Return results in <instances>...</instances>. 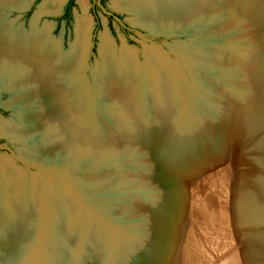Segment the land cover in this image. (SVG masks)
Masks as SVG:
<instances>
[{
    "label": "rangeland",
    "instance_id": "374dc122",
    "mask_svg": "<svg viewBox=\"0 0 264 264\" xmlns=\"http://www.w3.org/2000/svg\"><path fill=\"white\" fill-rule=\"evenodd\" d=\"M42 1L44 0H34L30 8L32 12L22 13L17 22L14 18H18L19 15L9 18L11 12L27 7L13 9L8 18L16 26L25 28L27 32L31 30L33 21L38 31L45 32L48 28L47 36L60 43L62 50L68 53L66 59L72 60V54L77 49L72 47L77 38L75 22L72 20L70 28H64L65 23L55 18L57 24L54 26V19L44 15L56 11L43 13L42 9H39L40 14L37 18L33 19L39 12L38 7ZM57 1L60 2L61 8V0ZM217 1L221 4V0ZM112 2L111 6L114 7ZM226 7L231 12L228 17L224 16L226 12L218 13L216 17L205 14L196 16L190 27L185 29L190 31L186 34L188 41L185 38L165 37L151 41L140 34L126 37L120 33L115 23L116 31H111L113 38L111 39L108 31L100 27L99 50L102 61L97 67L98 48L93 46L86 57L88 47L86 38L85 51L80 52L81 58L78 59L76 70L68 73L69 76L74 74L72 77H75L74 81H79L80 93L76 91L75 108L78 109L83 104L86 107L85 117L81 119L87 121L80 126L87 131L90 130L89 136L103 138L104 143L110 139L109 136L121 137L123 143L107 147L103 143L98 146L87 144L88 146L82 147H55L52 153L48 152L56 143L62 142L58 131L56 137L51 131L57 130L56 126L49 124L42 131L38 130L41 127L35 120L33 123L29 116L30 112V115H33V111L34 115L36 112L40 113L37 111L38 106L26 100L28 99L26 95L16 93L18 91L11 87V75L0 78V105L12 108L4 110L0 106V124L6 130L12 128L20 131L32 130L28 136L20 138L0 128V143L9 145L20 157L32 162L38 161L39 165L48 169L47 176L44 177L40 171L27 170L20 163L12 165L10 153L0 150V221L7 219L12 222L14 219L9 217L21 210L33 212V217L28 223L30 235L27 233V237H24L18 248L20 255L15 257L17 263L85 264L98 258L99 253V258L105 263L119 261L120 264H130L136 257L143 258L147 252L149 255L151 249L157 246L158 239H161L163 244L161 249L167 256L160 254L162 250H159L158 264H264V187L259 188V181L255 183L256 178L253 176L244 181L241 174L228 169L227 162L224 166L225 162L222 163L224 160L221 157L225 151L223 137L228 131V122L231 116L233 117L231 114H235L242 107L250 106L248 108L250 109L257 106L254 103L250 104L253 94L256 95V89L252 87L251 81L257 80L259 77L257 75H262L264 70V59L260 60L264 57V48L255 47L256 41L251 39L257 29L250 24V19L246 20L249 27L234 15L236 11L233 8L236 7V3L226 0ZM81 10L86 11L82 7ZM87 14L80 11L77 19L85 18L90 26L91 20ZM128 14L131 16L124 17L133 24L135 16L132 13ZM222 19L229 24L226 32L219 34V28H216L218 36H208L204 39L200 37L206 29L221 24ZM258 32L264 35V25ZM104 33L112 42L116 58H123L125 54L123 51L126 50L128 51L126 55L130 54L134 58L135 71L136 68L141 69L138 78L140 82L143 79L145 86L141 83L140 90L146 89L147 92L144 90L145 94L141 96L139 108L146 107L139 115L144 112V118L132 117L116 100L106 99L103 86L107 81L108 72L105 68L99 79L95 77V72L104 62L101 47V37ZM122 38L129 47L123 45ZM226 38L228 41L224 43ZM176 40H180L178 41L180 43L173 44ZM159 44H173L170 47L174 53L180 55L181 61L165 53L163 56L160 53L161 49L156 48ZM174 45L189 49L196 60L180 50L176 51ZM148 49L156 52L155 54L152 52L154 56L158 57L156 55L158 54L171 62L173 67L171 72L174 75L171 82L179 86L185 83L183 87L186 94L185 103L176 114L172 113L165 119L169 127H165V130L159 133L153 130L165 121L164 116L160 117L159 110L165 109L168 105L158 107L154 100L149 101L152 100V92L155 91L157 92L154 96L158 100L156 94L159 91L160 75L150 59L153 55ZM226 49L229 50L230 57L224 54ZM145 50L149 62L145 59ZM221 50H224L222 58ZM256 61L260 63L261 70H258V73L254 69V74H251L250 69ZM82 63V69L78 68ZM121 65L119 73L127 72L126 60H121ZM180 72L184 82L179 80ZM68 85L71 86V83ZM257 95L256 100H260ZM23 116H26L28 121H24ZM261 118L264 120V116L261 115ZM124 121H127V124ZM247 124L250 123L247 121L245 127H241L240 124L239 131L249 134L251 128ZM141 129L146 130L145 135ZM147 131L153 133L146 135ZM195 132L196 139L193 136ZM140 133L144 136H139ZM175 147L177 149L182 147L183 153H188L184 157L190 156V150L195 148L194 152L198 158L196 160L202 164L205 171H203L205 174L200 172L198 176H195L196 169L191 171L194 182L188 175V181L183 183L181 188L176 184L175 189H170L176 190L177 194L166 190L167 187L174 185V182L166 186L164 183L168 176V171L164 169L166 163L167 169L169 165L177 170L180 166L171 157ZM207 150L215 153L219 159L221 157L220 162L219 159L216 162L210 158L206 161L204 153L206 154ZM9 170L17 176L15 196L9 192L11 183ZM101 171L105 172L101 176L92 178L87 176L100 174ZM25 172L28 173L27 177ZM216 173L220 176L218 177L219 174ZM21 174L24 182L20 178ZM213 174L216 178L212 177ZM261 179L264 183V175ZM11 194L13 200L9 198ZM1 230L0 251L7 254L5 264L7 262L10 264L11 254L4 249L9 237L4 228ZM143 259L146 260L142 262L143 264L148 260L150 262L156 260L152 256Z\"/></svg>",
    "mask_w": 264,
    "mask_h": 264
},
{
    "label": "bare ground",
    "instance_id": "6f19581e",
    "mask_svg": "<svg viewBox=\"0 0 264 264\" xmlns=\"http://www.w3.org/2000/svg\"><path fill=\"white\" fill-rule=\"evenodd\" d=\"M229 1L231 3H236V7L233 8L236 11L234 15L237 18H239V20L241 19L243 22L247 23L246 20H248L247 18H249L250 24H253V26L256 27L257 30L256 29L255 30L257 32L255 31V33H253L251 39L252 41H256L254 42L256 45L255 47L261 46V48L263 49L264 35H262L261 33L259 34L258 31L262 29L264 25V0H229ZM29 2H30L29 0H0V78L2 79L4 77H7L8 75H11L12 76L11 87L14 90L18 91L15 92L18 93V95L19 94L26 95L28 97V99L26 98V100L32 101L34 102V105L38 106L37 111H40V113L36 112L34 115V111H33V115H30L31 112L29 114L33 123L35 120V122H37L38 125L41 127L38 130L42 131L49 124H53L56 126L57 130L51 129V131H53V136L55 137L57 136L56 131H58V135L62 137V142L60 144L56 143L53 147H51L48 150V152L54 151L53 149H55V147H63V148L82 147L87 144L98 146L99 144L102 143L105 144L107 147L109 145H114L116 143H123L121 137L112 138L110 136H109L110 139H108L106 143H104L102 141L103 138H94L92 136H89L90 130L87 131L86 129H83L80 126V124L87 121V120L83 121L81 119L83 116L85 117L86 107L83 104L78 109L75 108L76 101L74 100L77 99L76 91H79L80 93V89H78L79 81L77 80L74 81L73 79L75 77L72 78L74 74L69 76L68 73H70L73 70H76L78 59L81 58L80 52L85 51L84 44L86 42L88 29L90 27L88 21L85 18L84 19L81 18V20L77 19L78 20L76 26L77 38H76V43L72 46V47H77V49L76 52L74 51V53L72 54L73 55L72 60L68 61V59H66L68 53H65V51L62 50L61 48L62 45L60 43H56L53 40V38L47 36L49 34L48 28L46 29L45 32L38 31L36 29V24H34L33 21L31 25L32 27L30 26L31 30L27 32L26 30H24L25 28L23 29V27L21 26L19 27L16 26L14 22H12L8 18L10 11H12L13 9L18 10L19 8L22 9L26 8L28 7ZM79 4L81 5L83 10H86L87 4L85 0H79ZM112 5L118 10L127 13H132L135 16L133 20V24L135 25L141 24L144 27H148L156 30L166 29V30L174 31L175 29L177 30L176 32L179 31L181 32L185 29H188L190 27L189 26L190 23L194 19H196V16L199 15H204V14L208 16L215 15L216 17L218 13H222V12L223 13L226 12L224 13L225 17L231 15V12L228 10L229 8L226 7V0H221V4L218 3L217 0H114L112 2ZM59 8H60L59 1L46 0V2H44L41 5L40 10L42 9L43 13H45L48 11L49 12L57 11L59 10ZM40 10L34 16L33 19L37 18L38 14H40ZM216 25L206 29L203 34H200V37L201 38L203 37L204 39L205 37L208 36L209 37H213L214 35L218 36L216 32V28L217 29L219 28L220 29V30L218 29L219 34H222L226 32V30H228L227 28L229 24L224 22V20L222 19V23ZM226 39L227 40H225L224 43L228 41V38ZM111 43L112 42H110L109 36L106 33H104L101 37V47L103 50L104 62L102 63L101 66L98 67L97 72H95L96 73L95 77L99 79L103 74V69L105 68L108 72V76L106 77L107 81L103 86V88L106 91V99L116 100L122 106V108L132 117H138V119L140 117L144 118V112L142 113V115H139V113L142 112L141 110L146 107L145 106L142 109L139 108L141 103L140 100L141 96L145 94L143 93L144 90L146 91V89L140 90L142 84L143 86H145L143 83V79L140 82L138 78V74L139 72H141V69L139 70L138 68H136L137 70L135 71L134 58L130 54L129 56L126 55V52H128L126 50L123 51L125 52V54H123V58L122 57L119 59L116 58ZM174 48L176 51L180 50L184 52L187 56L196 60V58H194V56L191 55L192 52H190L189 49H186L184 46L174 45ZM148 50L151 51L150 53L153 55L154 51L151 49ZM222 51L224 50H221V55L223 54ZM228 53L229 50L226 49L224 51V54H227V57H230L231 55ZM224 54L221 56V58L224 56ZM156 55L158 57L153 55L151 56L150 59L152 63L154 62L153 64L157 68V71L160 75V81L158 80L159 91L158 94H156L158 100L155 99L154 93L157 92L155 91L152 92L153 93L152 100L149 101L151 102L154 100L155 101L154 104L158 107L159 106L165 107L168 105V107H166L165 109L159 110L160 117L162 118L164 116L163 119L165 120L172 113L176 114L179 111V108H181L182 105L185 103L184 97L186 94H185V88H183L185 86V83L183 85L180 84L181 86H179V84L175 85V82H171L170 80H172L174 76L173 73L171 72L173 70L171 62L169 63L167 60L163 59L158 54ZM263 59L264 57L260 58V60ZM121 60H126L128 66L127 67L128 71L125 73L122 72V74H120L118 71V69H120V66L122 69ZM80 65L81 66H78V68L80 67L82 69L83 63ZM254 69L257 72L258 70H261L259 62L256 61L255 63H253V68L250 69L251 74H254L255 72ZM203 73L202 75L205 76L206 74ZM152 75H150V77ZM257 76L259 77L257 78V80L255 79L254 81H251V85L252 87L254 86V88L256 89V95L258 93L257 98H260V100H256L255 98L256 95L253 94L254 97L253 99H251L250 104L254 103L257 105L256 107H252L250 109H248L250 106H246V108L242 107L240 108V110H237L235 114H231L233 115V117L231 116L230 122H228V126H227L228 131L223 137V146L225 148V151L223 153V156L221 157L223 158L222 160H224L222 163L224 164L225 162L224 166H226V162H227L228 169H232L236 173L241 174L244 181L248 177L250 178H252V176L255 177L257 179V180L255 179L256 181L255 183L259 181V188H262V186L264 187V183H262V179H261L262 175H264V120H262L261 115L262 117L264 116V70L262 72V75L258 74ZM178 77L179 80H181V82H184L182 80L181 72L179 73ZM68 83H71V86H69L70 84L68 85ZM177 86L179 87V91ZM23 117H24V121H28L26 120V116ZM247 121L250 123L247 125L251 128L249 134H245L239 131L240 124L241 127H245ZM162 122L158 127L153 129L154 132L159 133L161 131H164L165 127H169L167 125L166 120ZM0 128L7 132L10 131L14 135H18V137L20 138H24L25 136H28L32 132V130L20 131V130H15V128L6 130V128H4V126H2L1 124H0ZM16 131H20V133ZM141 131H144V135H145L146 130L141 129ZM149 131L146 132V135L153 133ZM144 135L143 133L139 134V136L141 137ZM181 149L182 147H178V149L175 147L173 152H171L172 159H174V161L177 162V165H180L179 169L177 170L175 167L173 168L170 165L168 166L167 169L166 168L167 163L165 165L164 169L168 171V176L166 180H164L165 182L162 181L165 183V186L168 185L169 183L174 182L175 184L179 185L181 188L182 185H184L183 183L188 181L187 179L188 175L191 176L190 180L194 182L192 172L195 169H196L195 176L200 175L199 174L200 172L202 173L205 172L202 164L197 162L196 160L198 158L194 152L195 148L190 150L189 152L190 156L187 157L186 156L184 157V155H187L188 153L184 154L183 150ZM210 149L212 150V148ZM221 157L219 159V156H216L215 153L208 150L206 154L204 153V159L206 161L210 158L216 162L218 161L220 162ZM170 163L172 162L170 161ZM163 166L164 165H162V167ZM8 172L11 181L9 186L10 187L9 192L15 196L16 187L18 184L16 180L17 176H15L10 170ZM103 172L104 171H101L100 174L94 173V174H89L87 176L89 178L97 177L105 173ZM213 176L214 174L212 175V177ZM219 176L220 174L218 175V177ZM233 176L234 175H232V177ZM202 177L203 176L201 175V178ZM214 178L216 177L214 176ZM218 179L219 178H217V180ZM226 184L229 185L228 183ZM205 187L207 186L205 185ZM195 188H197V186ZM203 190H205V188ZM12 194H11L12 197L11 196L9 197L10 200L14 199ZM198 195L200 196V194ZM196 197L198 198V196ZM187 210L188 209H186V212H188ZM32 217H33L32 211L24 212L21 210L12 217H9L14 219L12 222L7 221V219L0 221V224L6 231L7 236L9 237L7 243L4 246V249H6V251L10 252L11 254L10 264H19L17 263L15 257H18V255H20L18 248L20 244L23 243L22 240L24 239V237H20V236L24 235V232L27 229L28 223H30ZM0 245L2 244L0 243ZM181 249L182 248H180V250ZM0 250L2 249L0 248ZM185 250L184 252L186 253L187 251ZM0 259H1L0 261L2 262L1 264H5L7 259V254H5V252L0 251Z\"/></svg>",
    "mask_w": 264,
    "mask_h": 264
},
{
    "label": "flooded vegetation",
    "instance_id": "af4514ba",
    "mask_svg": "<svg viewBox=\"0 0 264 264\" xmlns=\"http://www.w3.org/2000/svg\"><path fill=\"white\" fill-rule=\"evenodd\" d=\"M106 1L107 0H86L88 7L87 10L83 12L81 10L79 0H61V8L55 12L56 13L55 16H51L50 18L54 19L53 20L54 26L55 24H57L55 18H58L59 21L65 23L64 28H70L72 20L76 24L80 11L82 13H86V14L88 13L87 15L90 16L89 18L91 20L89 27V31L91 34L90 39L94 44V47L98 46L99 44L100 27L102 28L104 27V30L108 31V34L111 39H113L111 36L112 35L111 31L112 32L116 31L114 27V23L118 25L120 33H122L126 37H130L133 35L139 36L138 32H143V33L146 32L141 28H135L131 26L130 22H128L124 17V15H128V16L131 15L112 7L111 2L113 0H111L109 3H107ZM33 3L34 0H30L29 6L26 9L11 12L9 18H12V16L19 15L18 18H14V20H16L17 22L22 13L27 12L29 14L32 12V9L30 8Z\"/></svg>",
    "mask_w": 264,
    "mask_h": 264
},
{
    "label": "water",
    "instance_id": "95a60500",
    "mask_svg": "<svg viewBox=\"0 0 264 264\" xmlns=\"http://www.w3.org/2000/svg\"><path fill=\"white\" fill-rule=\"evenodd\" d=\"M44 2H46V0H44V1H42V3L39 5V7H38V10L40 9V6L44 3ZM99 4H100V2H99ZM56 15V13H48V14H45L44 16H46V17H51V16H55ZM43 16H41V18H42ZM130 22V24H131V26H133V27H135V28H141V29H143V30H145L146 32H148V34H146V33H143V32H138L140 35H142L143 37H145L146 39H148V40H151V41H156L157 40V38L158 37H165V38H171V39H173V38H175V39H182V38H185L186 39V41H188V39L189 38H187L186 37V34H188L190 31H186V30H184L183 32H176V31H173V30H166V29H161V30H154V29H152V28H148V27H144V26H142V25H135V24H132V21L130 20L129 21ZM75 32H76V24H75ZM76 34V33H75ZM190 37V39L192 38V36H189ZM87 43H88V47L86 48L87 50H86V57L88 56V53H89V51H90V49L94 46L93 45V43H92V41H91V39H90V31H89V29H88V34H87ZM178 41H180V40H176V42H174L173 44H175V43H180V42H178ZM99 43H100V36H99ZM115 43V42H114ZM122 43H123V45H125L126 47H129V46H127V43H126V41H125V39L124 38H122ZM173 44H170V45H173ZM170 45L169 44H165V45H158V47H156L157 48V50L159 49H161L160 50V53L164 56V53L165 54H167V55H170V56H174V57H176L178 60H180L181 61V57H180V55H178L177 53H174L173 52V49L170 47ZM115 47H117L116 46V43H115ZM166 47H167V49H166ZM97 48H98V54H99V59H98V61H96V67H97V65H98V63H100L102 60L100 59V46H99V44H98V46H97ZM147 50V49H146ZM146 50H145V59L148 61V58H147V56H146ZM137 53V52H136ZM86 57H85V60H86ZM138 57L136 56V59H137ZM149 62V61H148ZM186 62H188L187 60H186ZM95 70V69H94ZM93 81H94V72H93ZM0 106H2V108L4 109V110H8V109H12V108H8L6 105H0ZM202 129V128H201ZM193 136H194V138L196 139V132L193 134ZM27 141H25V143H26ZM0 150H4V151H7V152H9L10 153V155H11V158H10V161H12V165H15V164H17V163H20L21 165H23L24 167H26L27 168V170H30V169H32V170H38V171H40L42 174H43V176L44 177H46L47 176V174H46V172H47V170L48 169H46L45 167H43V166H41V165H39L38 164V161H35L34 160V162H32V161H30L29 159H25L24 157H20V155L18 154V153H16L9 145H7V144H2V143H0ZM1 172H2V170H1ZM55 172V171H54ZM3 173V172H2ZM4 174V173H3ZM27 172H25V176L27 177ZM21 177V179H22V181L24 182V177L22 176V174L20 175ZM37 176V175H36ZM48 180V179H47ZM175 185L176 184H174V185H172V186H170V187H167V191H169L170 189H175ZM48 187H49V184L47 185ZM172 187V188H171ZM48 190V189H47ZM170 192L171 193H174V194H177V191L175 190V191H171L170 190ZM29 226V225H28ZM28 226H27V229L25 230V232H24V235H21L20 237H27L26 235H27V233H28V235H30L29 233V231H28ZM1 229H3L2 228V225L0 224V231H2ZM27 231V232H26ZM4 237V236H3ZM11 237V236H10ZM13 237V236H12ZM18 237V236H17ZM161 240V239H160ZM159 239H158V242L156 243L157 244V246L155 247V248H152L151 249V252H150V254L148 255V252L147 253H145L144 254V256H143V258H145L146 259V257H148V256H152V257H154L156 260H154L153 262L151 261H147L146 262V264H158V262H159V256H158V251L159 250H162L161 249V247L163 246V244H161L162 243V241H160ZM171 253V252H170ZM160 254H162V255H165V256H167V254H166V252L164 251V250H162L161 251V253ZM97 255H98V258H96V256H94L96 259H92V260H90V261H87L85 264H120L119 263V261H115V262H111V263H105V261L103 262V260H101L100 258H99V256H100V254L99 253H97ZM157 256H158V260H157ZM169 256V255H168ZM4 258V257H3ZM143 258H140V257H136L135 259H133L132 260V263L130 262V264H143L142 262H144V261H146V260H144Z\"/></svg>",
    "mask_w": 264,
    "mask_h": 264
}]
</instances>
